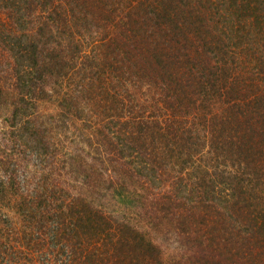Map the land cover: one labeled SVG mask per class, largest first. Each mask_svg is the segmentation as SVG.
I'll use <instances>...</instances> for the list:
<instances>
[{
  "label": "trees",
  "instance_id": "obj_1",
  "mask_svg": "<svg viewBox=\"0 0 264 264\" xmlns=\"http://www.w3.org/2000/svg\"><path fill=\"white\" fill-rule=\"evenodd\" d=\"M0 111V264H264V0H0Z\"/></svg>",
  "mask_w": 264,
  "mask_h": 264
},
{
  "label": "rangeland",
  "instance_id": "obj_2",
  "mask_svg": "<svg viewBox=\"0 0 264 264\" xmlns=\"http://www.w3.org/2000/svg\"><path fill=\"white\" fill-rule=\"evenodd\" d=\"M249 39L251 42H253L254 39H257V37H255V34H254V35H250ZM244 43H246V40L244 41ZM244 62H247V61H244ZM240 70L243 71V70H250V69L248 67L244 66V64H242ZM10 116H11V111H0V155L4 157V160L6 162H12L15 159L18 160L17 164L18 163L19 164L16 166V168L18 169L16 172L17 179H19V180H20V178H21V180L25 179L26 180V187L29 189V191H33L36 189V187H37L36 185L38 183V181H35V180L38 178H41V176L44 175V173H42V169H41L40 157H38V155L36 153L32 152V150L27 149L24 146H23L24 149H22V146L19 145V148H17V150H12L13 145H12L11 139L6 140L7 139V133H8L7 129L9 128L8 124L10 123L9 122ZM71 134H73V130L72 131L70 130L67 133V135H71ZM62 137H65V136L63 135ZM64 139H63L61 145L63 144ZM31 143L33 144V142H31ZM65 143H66L69 150L70 149H77V146H74L73 144H70L67 142H65ZM83 144H84V142H83ZM80 145L85 147V144L84 145L80 144ZM85 149L86 150H83L82 152L83 153L86 152V154H87L90 151V149H89V147L88 148L85 147ZM2 150H5V153ZM91 152H94V151L92 150ZM55 158L57 159V161H59L60 159H63L64 156H55V157H53V160H55ZM9 167H10V169H12L15 167V165L12 166V164H10ZM42 184H43V182H42ZM104 190L105 189L103 188V185H102V187L98 190L99 194H97L96 189H94L95 194H92L91 197H88L89 200H87V201L91 203L92 208L104 207L103 204L106 203V200H108V197L106 195H103ZM101 203H103V204H101ZM109 205H111V203L106 205V207ZM155 239L159 244L162 245V248H164L165 250H168L167 248H172V246L175 244L174 237L170 234V232H166V231L161 232L160 231V232H158V235L156 236Z\"/></svg>",
  "mask_w": 264,
  "mask_h": 264
}]
</instances>
